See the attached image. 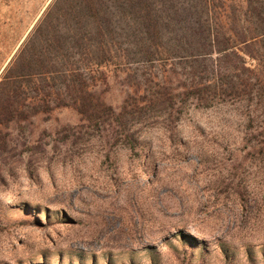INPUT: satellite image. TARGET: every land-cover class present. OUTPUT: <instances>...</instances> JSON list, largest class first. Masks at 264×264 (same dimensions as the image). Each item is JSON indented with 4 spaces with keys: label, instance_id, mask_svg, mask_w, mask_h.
<instances>
[{
    "label": "rangeland",
    "instance_id": "rangeland-1",
    "mask_svg": "<svg viewBox=\"0 0 264 264\" xmlns=\"http://www.w3.org/2000/svg\"><path fill=\"white\" fill-rule=\"evenodd\" d=\"M50 2L0 0L2 66ZM102 70L117 107L136 70ZM251 76V93L147 107L124 134L70 106L11 122L0 264H264V77Z\"/></svg>",
    "mask_w": 264,
    "mask_h": 264
},
{
    "label": "trees",
    "instance_id": "trees-1",
    "mask_svg": "<svg viewBox=\"0 0 264 264\" xmlns=\"http://www.w3.org/2000/svg\"><path fill=\"white\" fill-rule=\"evenodd\" d=\"M261 43L264 0H52L4 66L0 57V148L11 122L55 107L124 134L147 107L170 114L186 99L251 93V75L264 77ZM107 65L136 70L117 107L94 80L107 84Z\"/></svg>",
    "mask_w": 264,
    "mask_h": 264
}]
</instances>
